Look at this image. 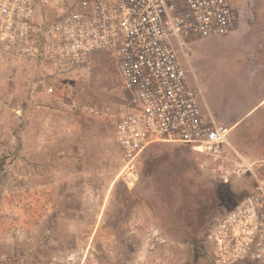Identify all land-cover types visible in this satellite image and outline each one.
<instances>
[{"label": "rangeland", "instance_id": "rangeland-1", "mask_svg": "<svg viewBox=\"0 0 264 264\" xmlns=\"http://www.w3.org/2000/svg\"><path fill=\"white\" fill-rule=\"evenodd\" d=\"M232 1L228 33L173 40L200 109L231 128L220 157L154 142L127 168L114 128L127 94L110 58L48 93L33 62L0 56V264H210L207 234L250 187L222 180L238 162L230 147L264 160V0Z\"/></svg>", "mask_w": 264, "mask_h": 264}, {"label": "built area", "instance_id": "built-area-1", "mask_svg": "<svg viewBox=\"0 0 264 264\" xmlns=\"http://www.w3.org/2000/svg\"><path fill=\"white\" fill-rule=\"evenodd\" d=\"M49 2L0 0V56L33 62L48 93L99 55L110 58L127 94L114 124L125 167L154 142L222 155L231 128L200 109L173 40L183 45L184 39L228 33L235 20L232 0H71L54 14L44 7ZM89 111L102 119L112 115L109 108ZM230 148L238 162L222 180L232 173L248 176L250 187L207 234L206 258L210 264H264V160ZM73 263L70 254L32 264Z\"/></svg>", "mask_w": 264, "mask_h": 264}, {"label": "crops", "instance_id": "crops-1", "mask_svg": "<svg viewBox=\"0 0 264 264\" xmlns=\"http://www.w3.org/2000/svg\"><path fill=\"white\" fill-rule=\"evenodd\" d=\"M264 100V97L256 104V106L258 105V104H260L262 101ZM242 119V117H237L236 119H234V121L235 122H238V121H240Z\"/></svg>", "mask_w": 264, "mask_h": 264}]
</instances>
